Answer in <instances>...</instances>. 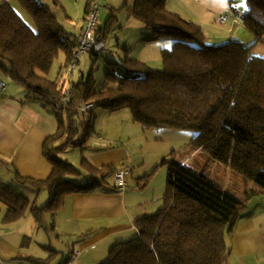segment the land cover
Here are the masks:
<instances>
[{
  "label": "trees",
  "instance_id": "trees-1",
  "mask_svg": "<svg viewBox=\"0 0 264 264\" xmlns=\"http://www.w3.org/2000/svg\"><path fill=\"white\" fill-rule=\"evenodd\" d=\"M16 1L30 14L36 29L11 3H0V68L28 97L56 111L60 130L43 146V155L53 168L50 176L40 181L16 174L20 181L48 190L49 202L38 209L12 186L0 182L4 221L18 222L31 210L38 227L51 231L54 227H47L45 218L62 209L69 195L101 188L120 191L107 181L112 170L115 177L114 166L97 169L83 159L90 177L86 175L85 183L76 182L68 175H82V171L59 153L76 142L85 146L96 134L95 116H86L93 106L110 112L127 108L144 130L195 132L192 145L196 149L255 187L240 198L185 161L165 159L164 207L137 219L136 236L115 244L104 264H227L230 236L252 199L264 194V59L253 55V47L264 44V0H247L243 23L255 38L247 47L234 41L210 45L201 26L166 9L167 0H135L132 13L154 29L153 40H173L172 49L162 51L164 69L127 56L121 63L111 64L101 90L92 81L84 82L83 76L68 91L47 75L61 51L72 62L80 36L60 23L54 9L60 5L58 0L52 5L46 0ZM90 7L89 2L87 12ZM98 34L103 39L107 36L99 30ZM87 105L91 107L83 112ZM63 114L69 120L67 126ZM81 129L84 134L78 137ZM58 140L60 146L55 145ZM104 170L107 172L98 177ZM52 252L45 262L29 260L49 264L58 254ZM71 260L63 259L60 264Z\"/></svg>",
  "mask_w": 264,
  "mask_h": 264
},
{
  "label": "rangeland",
  "instance_id": "rangeland-1",
  "mask_svg": "<svg viewBox=\"0 0 264 264\" xmlns=\"http://www.w3.org/2000/svg\"><path fill=\"white\" fill-rule=\"evenodd\" d=\"M60 5L54 7L60 23L68 32L79 34L81 28L85 25L86 8L88 3H95L98 0H58ZM52 5L53 0H46ZM135 0H101L99 5V25L106 29V52L99 57L92 53H83L80 57V63L75 73L72 75L70 62L67 54L60 52L53 68L49 72V80H60L67 88L72 80L78 81L84 76V82L92 81L97 90H101L106 85V74L111 64L121 63L127 56L146 63L154 69H164L163 50H170L173 46V40L170 38L154 39V29L150 28L132 13ZM22 18L33 29H36L34 20L31 18L18 2L12 5ZM166 9L182 16L185 20L202 27L206 36V42L210 45H219L227 42H239L243 46H250L254 43V36L245 28L243 21H235L238 12L247 10V0H167ZM228 16L229 20L222 24L220 18ZM152 39V40H151ZM253 55L264 59V44H258L253 47ZM61 59V67H60ZM72 78V76H74ZM0 76L5 79L9 89H19L23 95L25 90L22 86L11 80L2 70ZM95 116L96 134L88 141V145L77 146L71 144L63 147L60 157L72 164L82 175H68L70 180L85 183L86 175L90 177V172L83 167V159L92 163L97 169H106L105 167H96L101 164L104 156L111 154H101L102 150L112 152L120 148L129 147V153L133 156V161L120 163L117 171L130 168L132 173L126 177L128 193L131 194L129 202L134 199L140 201L142 206L132 209L134 214L140 213L139 209L146 210L144 214L152 215L164 207L163 197L166 192L167 166L163 164L164 160L176 158L183 160L196 171L208 176L213 181L234 193L240 198H245V193L255 185L246 180L243 176L232 172L229 167L196 149L192 143L196 136L192 131H175L167 128H153L144 130L143 126L134 121L131 111L127 108L110 112L93 106L86 116ZM66 126L68 118L64 116ZM81 128V127H80ZM83 129L80 130L78 137L83 136ZM81 138H78L80 140ZM77 140V139H75ZM60 144V143H59ZM60 146V145H59ZM101 154V155H100ZM100 155L101 158L97 157ZM123 165V166H122ZM116 171V172H117ZM107 170H104L98 177H101ZM115 172V170H114ZM107 177L108 184L113 187L115 182L114 173ZM135 172H140L142 180L134 177ZM0 175L4 177L11 186L18 192L30 199L36 204L38 209L44 207L50 200L48 190L40 191L36 186L29 183L19 182L15 175L8 172L6 165L0 163ZM14 178V179H12ZM120 190L118 193H123ZM135 193V196L133 194ZM144 198H148L145 199ZM143 200V201H141ZM150 201V204L145 205ZM1 209L5 207L0 204ZM32 209V208H31ZM250 209H264V194L258 195L252 199ZM245 212V213H246ZM31 210L28 211L27 218L32 216ZM47 214L45 221L47 227H53L51 216ZM243 215V214H242ZM142 217V216H141ZM242 217V216H241ZM26 218V219H27ZM140 218V217H137ZM87 223V222H86ZM83 224L81 232H86L92 226L95 228L98 224ZM90 226V227H89ZM236 229V227H235ZM44 232L47 230L42 229ZM71 229L66 225L63 230L54 233L47 231L46 234L51 241H46V251L34 242L33 251L40 249L45 252L46 259L50 258L52 251L58 254L49 264H60L63 259H79L80 264H104L110 257V251L114 247L116 240L102 239L98 243L86 246L88 238L77 239L69 235ZM81 234V233H80ZM136 233L124 242L134 238ZM50 242V243H49ZM118 243L120 241H117ZM117 244V243H116ZM38 252V254H42ZM71 260V261H72Z\"/></svg>",
  "mask_w": 264,
  "mask_h": 264
},
{
  "label": "crops",
  "instance_id": "crops-1",
  "mask_svg": "<svg viewBox=\"0 0 264 264\" xmlns=\"http://www.w3.org/2000/svg\"><path fill=\"white\" fill-rule=\"evenodd\" d=\"M1 2H9L13 5L16 0H0ZM83 28L84 26L81 28L79 36H81ZM98 30L104 36L107 33V30L100 25ZM70 33L77 35L71 31ZM144 62L151 63L146 60ZM61 65L60 59V67ZM74 77L75 75L72 76V78ZM0 81L6 82L1 76ZM56 81L60 82L59 79ZM74 81L76 80H72L71 83ZM5 84V91L0 90V163L6 165L8 172L13 173L19 182L22 181L17 178V173L25 178L46 180L53 168L43 155V146L48 138L54 137L60 130L58 114L51 106L44 105L31 96L28 97L25 89V93L22 95L17 87L13 90L9 89L7 83ZM61 84L60 82V87H63L65 91H68L71 85L65 88ZM64 116L65 114L61 117ZM59 143L58 140L55 145L59 146ZM111 150H102L101 154L111 155L104 156L101 164L96 167L114 166L116 170H119L122 169L117 168L120 163L124 165L133 161L129 147L120 148L112 153ZM100 155L97 157L101 158ZM140 175V172H135L134 177L142 180ZM5 181L4 177L0 175V182L10 185ZM104 190L101 188L90 193L69 195L62 209L50 213L52 214L50 220L54 227L52 231L58 233L67 225L71 229L70 236L82 239L81 241L88 238L86 246L94 245L105 238L116 240L115 244L118 243L117 241L123 242L131 238L136 233L135 221L139 219L137 217L141 218V216L147 215L144 214L146 212H143L146 210L139 209L140 213H133L132 209H137L142 204L134 199L130 204L131 194L128 193V189L122 191L123 193L114 192L112 188ZM148 204L150 201L145 203V205ZM5 212V209L0 208V261L2 264H34L29 260L30 258L45 262V252L37 249L32 253V249L35 242L46 251V241H51L46 236L49 232H44L43 228H39L35 218H27L28 213L18 222H5ZM84 223L90 226L98 224V226L95 228L92 226L86 232H81ZM229 247L231 254L227 264H264V209H250L243 213L229 238ZM40 251L41 255L38 254ZM69 264H80V261L75 258Z\"/></svg>",
  "mask_w": 264,
  "mask_h": 264
},
{
  "label": "built area",
  "instance_id": "built-area-1",
  "mask_svg": "<svg viewBox=\"0 0 264 264\" xmlns=\"http://www.w3.org/2000/svg\"><path fill=\"white\" fill-rule=\"evenodd\" d=\"M100 1L98 0L95 3L91 4V7L89 11L87 12L86 18H85V25L82 31V34L80 36L73 60L70 64L71 67V74H74L77 66L79 65V59L83 53H92L96 55H102L106 52V42L103 39L101 35L98 34L99 29V5ZM246 18V13L244 12H238L235 21L240 22L244 21ZM229 20L228 16H222L220 18V23L224 24ZM6 84L2 81H0V90L5 91ZM68 100V98L65 99V102ZM91 105H87L83 107L81 110L83 112L87 111ZM131 169L126 168L120 171H117L115 174V184L116 187L120 190L127 189V182L126 177L129 175ZM0 264L2 262L0 261Z\"/></svg>",
  "mask_w": 264,
  "mask_h": 264
},
{
  "label": "water",
  "instance_id": "water-1",
  "mask_svg": "<svg viewBox=\"0 0 264 264\" xmlns=\"http://www.w3.org/2000/svg\"><path fill=\"white\" fill-rule=\"evenodd\" d=\"M83 78V77H82Z\"/></svg>",
  "mask_w": 264,
  "mask_h": 264
}]
</instances>
